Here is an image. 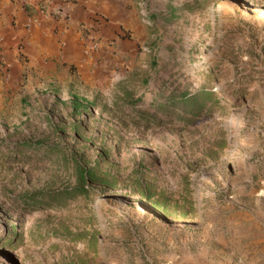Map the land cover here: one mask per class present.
Returning a JSON list of instances; mask_svg holds the SVG:
<instances>
[{
  "label": "rangeland",
  "instance_id": "obj_1",
  "mask_svg": "<svg viewBox=\"0 0 264 264\" xmlns=\"http://www.w3.org/2000/svg\"><path fill=\"white\" fill-rule=\"evenodd\" d=\"M117 1L81 25L94 59L0 48V264H264V0ZM201 90L220 104L188 125ZM80 167L107 184L35 202Z\"/></svg>",
  "mask_w": 264,
  "mask_h": 264
},
{
  "label": "crops",
  "instance_id": "obj_2",
  "mask_svg": "<svg viewBox=\"0 0 264 264\" xmlns=\"http://www.w3.org/2000/svg\"><path fill=\"white\" fill-rule=\"evenodd\" d=\"M117 0H0V48L9 59H20L23 43L31 66L47 70L62 60L94 59L85 52L80 34L90 14H107L120 7ZM83 27V26H82ZM50 66V67H49ZM47 68V69H46Z\"/></svg>",
  "mask_w": 264,
  "mask_h": 264
},
{
  "label": "trees",
  "instance_id": "obj_3",
  "mask_svg": "<svg viewBox=\"0 0 264 264\" xmlns=\"http://www.w3.org/2000/svg\"><path fill=\"white\" fill-rule=\"evenodd\" d=\"M176 16H179V14L175 12L171 13L169 15V20H173ZM83 103H85L83 100L80 101L79 99H76L74 105L77 110H80L83 107ZM219 104L220 102L214 92L201 90L192 95H186L180 99H175L172 106L174 110L182 113L180 119L189 125L195 123L198 118H202L205 114H210L211 116V113L215 111ZM25 147L31 148L32 150L34 148V146L30 147L28 145H25ZM37 150H42L40 145H38ZM42 153H44L45 159H49L53 154H59L60 150L58 148L50 147L47 150L42 151ZM77 175L78 182L74 189L59 193H45L33 196L35 202H37L40 206L46 204L47 206L57 205L58 208H64L68 202H71L81 196H87L90 189L89 185L91 183L102 185L107 184V180L99 177L93 168L85 169L80 167ZM147 194H150L148 189L145 190V195ZM156 206L161 209L163 207L165 208V205H161L160 202L159 204L157 203ZM166 213L171 214L168 210H166Z\"/></svg>",
  "mask_w": 264,
  "mask_h": 264
}]
</instances>
